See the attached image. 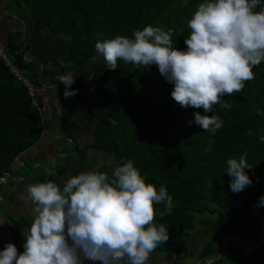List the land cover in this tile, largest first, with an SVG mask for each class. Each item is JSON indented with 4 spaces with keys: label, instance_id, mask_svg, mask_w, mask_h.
Returning a JSON list of instances; mask_svg holds the SVG:
<instances>
[{
    "label": "trees",
    "instance_id": "16d2710c",
    "mask_svg": "<svg viewBox=\"0 0 264 264\" xmlns=\"http://www.w3.org/2000/svg\"><path fill=\"white\" fill-rule=\"evenodd\" d=\"M11 1L21 10L24 26L30 24L36 32L60 36L66 65L89 64L93 68L96 91L103 97V104L84 112L95 126L91 149L108 160L96 171L111 178L116 165L131 160L146 183L157 190L164 186L172 196L170 215L161 217L164 206L155 205V222L168 228L169 239L153 253L183 251L191 239L196 217L209 215L212 226L206 244L189 257L211 261L223 241L234 237L211 264H264V235L253 252L246 254L241 249L253 246L260 232V218L264 221V206L257 204L258 216L250 210L253 200L264 192V143L259 139L264 135V62L252 69L255 78L245 82L241 92L222 97L230 108L214 105L211 113L181 108L170 96L173 85L166 82L156 66L143 69L118 61L117 69L109 71L95 44L116 35L132 38L133 30L150 25L171 29L174 48L185 50L184 39L190 35L187 21L204 0ZM260 7H264V0L256 10ZM17 38L13 34L2 47L17 71L40 90L38 63L24 61ZM194 112L217 115L223 126L215 134L203 131L192 122ZM46 128L26 88L0 60V177L9 174L13 159L34 147ZM249 130L254 133L251 137L247 135ZM58 133L69 138V116L62 114ZM245 153L252 167L245 171L252 184L233 193L229 187L231 178L224 173L227 160H239ZM65 166V161H60L55 175L45 176L42 182L52 181L62 187ZM11 227L16 231L20 226ZM16 236L20 235L15 232L13 238ZM13 243L23 251L20 239H13Z\"/></svg>",
    "mask_w": 264,
    "mask_h": 264
},
{
    "label": "clouds",
    "instance_id": "9594fccd",
    "mask_svg": "<svg viewBox=\"0 0 264 264\" xmlns=\"http://www.w3.org/2000/svg\"><path fill=\"white\" fill-rule=\"evenodd\" d=\"M259 6L261 0H204L187 21L185 50L174 48L171 29L150 25L133 30L132 38L98 41L95 49L109 71L117 69L118 61L143 69L156 66L173 85L170 96L181 108L205 113L214 105L227 109L231 105L222 97L241 92L255 78L252 69L264 62V7L257 11ZM58 79L65 98L77 94L69 90L76 79L71 72ZM192 122L213 134L224 123L217 115L199 112ZM259 139L264 143V135ZM246 155L227 160L224 173L233 193L252 184ZM25 198L33 215L22 233L23 251L4 244L0 264H147L169 239L168 228L155 222V205L164 206L161 217L170 215L173 198L164 186L157 190L146 183L131 160L116 165L111 178L93 170L70 177L62 187L52 181L29 184ZM258 206H264V196Z\"/></svg>",
    "mask_w": 264,
    "mask_h": 264
},
{
    "label": "crops",
    "instance_id": "0c3cea01",
    "mask_svg": "<svg viewBox=\"0 0 264 264\" xmlns=\"http://www.w3.org/2000/svg\"><path fill=\"white\" fill-rule=\"evenodd\" d=\"M9 5L15 8L16 12L10 10ZM21 19V10H18L11 0H0V44L4 47L6 40L10 41L14 34L18 36L16 44H20L24 61L38 63L39 87L41 79L45 90L38 88L36 101L48 127L34 147L13 159L9 174L0 177L5 178L4 186L0 187V221L5 223L0 224V250H3L6 243L15 245L13 239H20L22 243V233L30 226L32 204L25 198L29 184L40 183L45 176H53L52 173L55 175V167L62 160L66 163L63 174L66 180L81 172L96 171L98 164L105 160L104 154L91 149L95 143V126L89 123L84 112L87 108L103 104V97L96 91L93 68L89 64L75 67L66 65L60 36L48 31L36 32L30 24L25 26L28 37V44L25 46V28L21 25ZM37 59L40 60L41 67ZM69 72L76 77L69 90H77V94L65 98L64 87L60 85L58 76ZM62 114L69 116L71 121L69 138L61 137L58 133ZM11 225L20 227L15 231ZM15 232L20 236L13 238ZM194 238L195 240L191 237L183 251L178 254L152 253L147 264H199V260L190 263L188 255L201 249L207 240L197 248L198 240Z\"/></svg>",
    "mask_w": 264,
    "mask_h": 264
},
{
    "label": "rangeland",
    "instance_id": "374dc122",
    "mask_svg": "<svg viewBox=\"0 0 264 264\" xmlns=\"http://www.w3.org/2000/svg\"><path fill=\"white\" fill-rule=\"evenodd\" d=\"M9 7H11L10 10L16 12V9L13 8L11 5H9ZM9 7H6V8H9ZM18 12H20V11H17V13ZM15 15L17 16V14H15ZM15 19H17V17H15ZM15 23H16V25L20 26V24H18L17 22H15ZM21 25H22L23 28L25 27L23 25V23H21ZM46 127H48L47 126V123H46ZM70 149H71V146H70ZM106 158H107V156L105 155V160L103 162L99 163L98 166L101 165V164H106L108 162V160ZM101 166L103 167L104 165H101ZM256 206H257V204L255 206H253L251 204L252 210L255 209ZM200 216H197L196 217L197 220L194 222V228H193V232H192L193 235L191 234V236H190V238L192 237L195 240L194 237H196V240H198L197 248L200 247V245L203 242L206 241L207 235L209 233V229L212 226V217L211 216H209V215H203L201 217ZM261 220H263V219H261ZM23 243H24V241H22V245H23ZM250 248H244V251L247 252V253H250ZM189 259L191 260V261H189L190 263H193L194 262V259H192L191 257Z\"/></svg>",
    "mask_w": 264,
    "mask_h": 264
},
{
    "label": "built area",
    "instance_id": "2783aa9c",
    "mask_svg": "<svg viewBox=\"0 0 264 264\" xmlns=\"http://www.w3.org/2000/svg\"><path fill=\"white\" fill-rule=\"evenodd\" d=\"M0 60L1 62L9 68L10 73L15 77V79L20 82L25 88L28 97L31 100V104L34 108L38 109V103L36 101V96L38 88L28 77L23 76L20 72L17 71L10 57L5 53L2 45L0 44ZM16 159V158H15ZM5 178H0V187L4 186Z\"/></svg>",
    "mask_w": 264,
    "mask_h": 264
},
{
    "label": "water",
    "instance_id": "95a60500",
    "mask_svg": "<svg viewBox=\"0 0 264 264\" xmlns=\"http://www.w3.org/2000/svg\"><path fill=\"white\" fill-rule=\"evenodd\" d=\"M24 28H25V27H24ZM24 39H25V46H26V45L28 44V37H27L26 28H25V33H24ZM25 51H26V48H24V53H25ZM24 53H23V55H24ZM37 62L40 63V60L37 59ZM40 67H41V63H40ZM41 73H42V68H41ZM40 87H41V90H45V88L43 87V85H42V83H41V79H40ZM58 88H59V87H58ZM70 91H71V90H70ZM61 122H62V119L60 118V123H59V125L61 124ZM71 149H72V148H71ZM52 175H54V173H52ZM1 194H2V192H0V197H1ZM261 196H264V192L261 193L258 197H256V198L253 200V202H252V205H253V206H255L256 204L259 203V198H260ZM250 210H251V213H252L253 215L258 216L257 213H256V207H255V209H253V210H252V208L250 207ZM260 223H261L260 232H259V234H258V236H257L256 242H255V243L253 244V246H251V248H250V253L253 252V251L258 247V245L261 243V241H262V239H263V235H264V221L260 219ZM231 239H235V238H234V237H228V238H226V239L223 241L220 250L218 251V253L215 255V257H214L211 261H209V262L200 261V263H205V264H211V263H213L216 259L219 258L220 254L223 252V249H224L225 243H226L228 240H231ZM241 249H242V251H243L244 253L247 254V252H245L244 249H243L242 247H241Z\"/></svg>",
    "mask_w": 264,
    "mask_h": 264
}]
</instances>
